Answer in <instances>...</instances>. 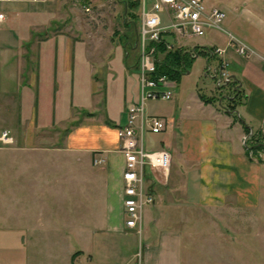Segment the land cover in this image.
Segmentation results:
<instances>
[{"label": "crops", "instance_id": "1", "mask_svg": "<svg viewBox=\"0 0 264 264\" xmlns=\"http://www.w3.org/2000/svg\"><path fill=\"white\" fill-rule=\"evenodd\" d=\"M53 1H0L4 13L0 20V133L8 129L12 137L11 142L0 140V264H136L139 249V264H182L180 228L148 229L142 242L123 223V155L116 130L125 122H117L116 115L93 123L96 110L88 108L87 117L74 119L79 107L85 109L81 99L88 95H97L93 107H100L102 101L109 113L113 107L110 95L108 100L105 94L100 99L97 79L101 73L97 76L92 61L85 58L83 43L52 27ZM204 1L225 10V28L254 53L243 56L226 46V33L217 29L200 35L207 37L206 45L184 41L183 48H175L188 55L194 48L197 54L191 58L203 52L216 64L225 59L238 91L233 94L226 83L220 90L222 97L214 102L203 101L200 92L193 91L192 99L177 111L175 105L170 117L150 108L147 114L167 121L161 131L170 137L166 144L161 138L160 146L153 149L167 150L170 162L166 174L152 169L146 185L153 192V203H164L166 191L178 192L183 200L173 204L175 208L185 204L235 211L241 225H251L263 242L264 229L259 225L264 220L253 211L264 190V148H253L250 155L242 137L247 129L256 131L264 119V0ZM165 40L178 45L173 35L166 34ZM216 45L226 46L222 55L207 51ZM122 81L126 92L128 82ZM18 90L22 103L16 100ZM223 98L226 104H221ZM229 102L234 104L231 109ZM129 103L125 100L118 113L124 110L127 115ZM67 119L84 124L73 125L63 134L58 125ZM94 138L100 142L87 143L86 139ZM98 155L103 163H93ZM57 200L64 217L61 227L53 230L50 227L58 225L53 217ZM96 207H100L97 212ZM71 236L79 247L44 246L68 243ZM243 243L241 264H255L250 257L264 259V243L260 255Z\"/></svg>", "mask_w": 264, "mask_h": 264}, {"label": "rangeland", "instance_id": "2", "mask_svg": "<svg viewBox=\"0 0 264 264\" xmlns=\"http://www.w3.org/2000/svg\"><path fill=\"white\" fill-rule=\"evenodd\" d=\"M53 4L56 18L51 24L52 27L66 32L72 40H79L83 43L85 58L92 61L94 73L98 71L96 74L97 76H99V72L101 73V77L97 79L100 99L102 95L105 94L108 100L110 95L111 105L113 107L110 113L107 108L105 109L103 106L104 101H102L100 107H93L92 103L97 95L95 94V97L94 95H88L81 99L83 108L85 109L83 110L79 107L76 113L77 117H74V119H82L83 116L87 117L86 108H88L96 110L93 117L95 121L93 123L116 117L117 122L120 121L124 123L127 118L125 111L122 110L120 113L118 112L121 110L125 100L135 102L139 91L137 68L135 65V60L138 58L137 31L140 23L139 5L137 7L128 8L129 10L126 12L127 9L124 0H54ZM86 7H88V9H86ZM130 11L136 14L137 17L134 18ZM181 40L188 41L187 43L190 45L196 44L198 46H203L206 45L205 42L207 37L194 36L190 39L182 38ZM214 60L215 58H209L208 60L207 55L203 52H200L198 56L194 58L186 54L185 63L181 61L179 65H176V71H174L177 86L173 89L172 97L169 99L157 100L147 99L145 103V112L149 113L150 108H152L155 109L154 112L170 117L171 110L176 108L177 111L188 99H192L190 95L193 91L208 96L219 94L222 86L218 87L216 85L211 70L208 71L207 69L208 65L211 69L218 65ZM102 74L105 76L102 77ZM125 79L128 82V88L126 92H123V88L127 85L126 82L122 81ZM39 89L40 82L38 81L36 86L37 93H39ZM124 93L126 94V98L123 96ZM16 95V100L22 103L23 98L19 90ZM219 97L221 98V96ZM95 100H97V98ZM226 102L227 99L223 98L221 104H226ZM75 122L72 123L71 119H67L64 125H58L59 130L64 134L69 132V130L73 128V125L81 126L84 124L81 121L78 123ZM109 125L112 127V124ZM54 126H56V124ZM111 136L113 137L112 132ZM169 137L170 133H166L165 131L159 133L146 131L144 135L145 148L153 149L160 146L158 143L161 138L164 139L166 144ZM86 141L87 143L96 144L100 142V140L96 138L86 139ZM146 170L152 177V172L149 169ZM166 194L168 196H165L164 203H159V201L156 200L155 203L145 206L142 232L140 235L142 242L146 240V232L148 229L152 232L163 226L174 225L180 228L182 232V264H241L239 253L245 247L243 241L253 249L255 248V250L258 251L257 255H260L261 249H263L261 243H264V241H259L251 225H241V220L238 219V215L235 211L206 209L202 206H188L185 204L180 206L177 205V208H175L173 204L179 202V200L182 201L183 195L178 192L168 194L167 191ZM168 200L169 202L171 200L175 201L168 204ZM57 201L58 202L53 205V217L58 227H50L53 230L61 227L60 224L64 217L61 203L59 200ZM99 210L100 207H96V212ZM87 212L90 213V211L86 209L85 213ZM253 212H255L261 220H264L263 188L260 192L259 205ZM251 214H253L252 211ZM155 217H158V221L156 222L153 220ZM259 226L261 230L264 229V225ZM259 226H257V228ZM243 233L246 234L244 235ZM260 234L263 235V233ZM73 237L74 236L70 237L68 243L52 242L44 243V246L47 244L55 246L73 245L77 248L79 244L71 241ZM248 260L251 261V263L264 264V259L262 258L254 259L250 257Z\"/></svg>", "mask_w": 264, "mask_h": 264}, {"label": "built area", "instance_id": "3", "mask_svg": "<svg viewBox=\"0 0 264 264\" xmlns=\"http://www.w3.org/2000/svg\"><path fill=\"white\" fill-rule=\"evenodd\" d=\"M8 1V0H0ZM35 2L46 0H32ZM140 7L139 28L137 31V77L138 97L135 102L127 105V118L123 125L117 127L119 150L123 155L122 168V211L123 223L133 229L139 236L142 232L143 214L145 206L154 202V195L146 185L147 170L160 169L167 173L170 154L163 148L146 149L144 145L145 131L159 132L167 126L165 117L145 112L147 99H169L173 89L177 86L175 77L165 72H157V64L163 52L159 50L158 43H164L166 49L174 50L176 47L183 48V40L205 34L208 29L224 31L227 35L226 46L233 47L243 56H249L254 50L244 41L239 39L224 26L226 12L220 6H208L204 0H138ZM88 9V7H86ZM4 17L0 11V20ZM173 35L178 42L165 40V35ZM226 46L208 47L207 51L222 55ZM189 55L194 56V48L189 49ZM218 65L207 66L211 70L215 83L221 87L231 80L226 70L227 61L220 59ZM254 133V134H253ZM256 134V136H255ZM254 135V137L252 136ZM257 140L262 144L258 149L264 148V119L256 130L246 132L242 140L249 146L250 141ZM0 140L11 142L12 137L8 129L0 133ZM250 155L253 148L249 147ZM101 155L93 158V163H103ZM140 249L136 252V264L140 263ZM80 264H86L81 262Z\"/></svg>", "mask_w": 264, "mask_h": 264}, {"label": "trees", "instance_id": "4", "mask_svg": "<svg viewBox=\"0 0 264 264\" xmlns=\"http://www.w3.org/2000/svg\"><path fill=\"white\" fill-rule=\"evenodd\" d=\"M124 2H125L126 9H127L126 12H128V10H129L128 8L138 6V0H124ZM130 12L134 16V18L137 17V15L134 14L132 11H130ZM158 46H159V50L163 52V55L157 64V72H165V73H168L170 76L175 77L174 71H176V65H179L181 63V61L185 60L186 53L180 52L177 49H174V50L166 49L165 45L162 41L160 43H158ZM135 65L137 68V59L135 60ZM228 83H229V85L232 86L233 94H235L236 87H237V85L235 84V81L232 80V81H229ZM199 96L205 102H209V101L214 102L220 98L219 96L222 97V95L220 93L216 94V95H211V96L205 95L203 93H199ZM227 106H228V108L231 109L234 107V104L233 103L231 104L229 102V104ZM246 131L248 132L249 129H247ZM252 136L254 137V135H252ZM255 136H256V134H255ZM261 146H262V144L259 143L257 140H255V138L253 141H250V143H249V147H252L254 149L259 148Z\"/></svg>", "mask_w": 264, "mask_h": 264}, {"label": "water", "instance_id": "5", "mask_svg": "<svg viewBox=\"0 0 264 264\" xmlns=\"http://www.w3.org/2000/svg\"><path fill=\"white\" fill-rule=\"evenodd\" d=\"M238 91V86L236 87V92Z\"/></svg>", "mask_w": 264, "mask_h": 264}]
</instances>
